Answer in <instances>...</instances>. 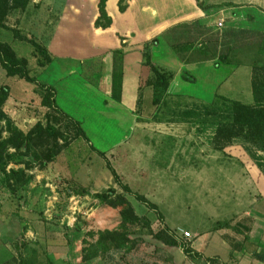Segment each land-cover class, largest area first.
<instances>
[{
  "label": "rangeland",
  "instance_id": "rangeland-1",
  "mask_svg": "<svg viewBox=\"0 0 264 264\" xmlns=\"http://www.w3.org/2000/svg\"><path fill=\"white\" fill-rule=\"evenodd\" d=\"M170 4L181 6L182 0H104L103 4L101 0H0V44H7L12 52L11 56L0 46V94L3 88L7 93L0 103V140L9 134L8 120L27 133L47 119L65 136L60 142H69L55 163L43 169L37 164L27 166V153L11 147L0 152V217H5L7 227L0 236V263L46 264L43 257L47 264H182L188 257L190 264H220L186 255L193 251L191 231L203 233L217 224L216 209L210 207L215 192L205 193L198 173L188 175L186 169H197L194 163L199 160L233 158L260 179L264 150L227 132L216 138L218 126L231 122L232 100L255 103L225 96L212 103L188 101L186 95L201 89L188 69L177 72L176 83L181 84L175 85L174 93L165 90L160 95L159 88L148 83L153 75L145 65L144 52L151 38L161 35L167 40H190L189 53L214 49L215 55L225 52L230 43L236 50L246 42L263 53L264 36L222 31V25L207 31L192 23L175 26L187 22L175 20L157 30L156 24L168 21ZM128 26L136 29V35L125 32ZM216 38L217 45L212 40ZM34 41L51 56L113 52L121 99L138 116L122 120L119 113L112 117L114 109L104 106L97 113H81L85 106L92 107L86 101L94 98L92 87L84 86L91 80H71L79 83L75 90L82 95L75 92V98L64 102L58 96V103L80 122L88 143L53 107L52 92L24 76L28 69L37 81L60 88L70 74L81 72L82 63L67 57L38 67L37 62L45 58ZM158 47L160 51L153 52L156 57L173 53L168 47L165 50L162 41ZM255 63L264 67V54L257 55ZM70 69L73 72L68 74ZM166 127L175 134L162 130ZM109 187L115 189L108 198L111 202L95 196ZM119 194L126 202L120 201ZM135 195L145 196L156 208L138 202ZM126 204L132 215L131 210L123 213ZM112 230L125 233L127 240L120 247L106 233ZM161 232L176 244L156 236ZM52 249H61L62 254L55 256Z\"/></svg>",
  "mask_w": 264,
  "mask_h": 264
},
{
  "label": "crops",
  "instance_id": "crops-1",
  "mask_svg": "<svg viewBox=\"0 0 264 264\" xmlns=\"http://www.w3.org/2000/svg\"><path fill=\"white\" fill-rule=\"evenodd\" d=\"M199 1L204 7H200L194 0H182L181 6L170 4L172 8L171 11H168V21H162L156 24L155 27H157V30H161L174 20L179 22L196 20L201 26L212 29L216 27L218 22H221L222 31L236 30L243 33H262L264 36V0ZM130 27L132 28L133 26ZM158 39V44L152 46L150 50L151 61L163 70L176 73H174L167 90L170 94L174 93L176 84H181V82L176 83L177 72L180 69H188L193 79L198 83L200 82L197 87L201 88L198 93L191 91L189 96L186 95L188 97L187 100L190 102L212 103L222 96L244 97L247 101L254 99L251 84L252 69L256 66V56L264 54V50L261 53L257 47H254L253 43L246 42L241 44L236 50L232 48L225 62H220L217 57H214L182 63L176 53L171 50L167 39L161 38V35H158ZM160 41H162L165 50L168 47L173 52L168 51L167 58L156 57L153 54L155 50H157L156 52L160 51V47H158ZM67 57L71 62L82 63L80 73L70 74L73 72L71 69L67 72L70 74L67 79L68 82H65L68 85H64L61 81L59 83L61 85L60 88H56L54 85L52 86L45 82L42 83L37 80L36 82L52 88L54 104L65 115L79 124L88 143L89 139L80 122L66 113L58 103L59 98L63 102L65 99L68 101L71 98H75L73 96L75 92L82 95L81 93L83 92L75 90L76 85L79 83L70 82L71 80H78L80 83L85 80H91L84 86L89 88L87 85L90 84L92 87L90 92L94 95V98L86 100L92 107L85 106V109L79 110L81 113L101 111V107L104 106L114 109L111 112V114H114L112 117L119 113L122 120L126 117L132 120L135 116H138L129 107L128 101L124 99L118 100L112 91V80L116 69V58L113 52L102 51L86 56L58 54L52 56L51 62L53 59ZM90 76H93V78ZM69 87L71 88L70 90ZM93 87L97 88L99 92H96L97 90L95 91ZM58 96L59 98L57 99ZM162 130L175 134L174 129L170 127ZM55 160L47 166L51 167L50 164H54ZM261 162L263 175L257 180L254 176L252 177L248 174L242 162L233 158L199 160L194 163L197 169H186L189 172L188 175L198 173L199 183L204 184L202 190L205 193L208 190L215 192L214 197L209 198L212 201L210 207L216 209V213H214L217 216L216 228L211 225L203 233L191 231L193 235L191 247L193 251L200 253L204 259H213L220 264H264V159ZM236 183L241 186H237ZM208 214L211 213L208 211ZM5 222V217H0V236L4 235L3 231L7 228ZM41 252L45 257V250ZM51 252L55 256L62 254L61 249H52ZM41 260L47 264L45 258L41 257ZM57 261L60 262L59 259ZM29 263L32 264L31 262ZM190 263L191 261L186 257L182 264Z\"/></svg>",
  "mask_w": 264,
  "mask_h": 264
},
{
  "label": "trees",
  "instance_id": "trees-1",
  "mask_svg": "<svg viewBox=\"0 0 264 264\" xmlns=\"http://www.w3.org/2000/svg\"><path fill=\"white\" fill-rule=\"evenodd\" d=\"M104 0H101V3L103 4ZM200 7H204V5L199 0H194ZM182 22V21H181ZM184 22V21H183ZM186 23H192L195 28H198L199 30H205L207 31L209 28L201 26L196 20L187 21L185 23H178L175 26H187ZM211 29V28H210ZM125 32L127 33H134L136 35V30L132 27L126 28ZM222 33L217 32L216 35H221ZM225 36V34H224ZM225 38V37H224ZM213 44L217 45V38L212 39ZM158 37L154 36L151 38V41L147 44L146 50L144 52L145 55V65H148V67L151 69L153 78L148 83L156 89L159 88L158 93L161 95L162 93L167 92L169 88L170 81L173 77V72L169 70H163L162 68H159L153 62L151 61V47L158 44ZM168 44L170 45L171 49L176 53L177 57L182 61V63H188L190 61L195 60H204V59H210L217 57V59L220 62H225L228 59V56L230 54L231 49L233 46L231 43L229 44L228 48L225 52H219L214 55L213 50L212 52H204V51H196V52H188V49L191 48L190 46V40H186L184 42L178 41V40H167ZM34 47L40 49L39 54L42 53L45 59H40L37 62L38 67H45L47 66L51 60L52 56L48 53L47 50L43 48L40 44L33 42ZM2 49H4L7 53L12 56V52H10V47L7 44H0ZM210 47V46H209ZM216 48V47H215ZM215 52V51H214ZM117 71L114 70L113 80H112V91L114 92V95L118 100H121V90L119 84V81L115 77ZM24 76L26 79L35 82L36 79L34 76H31L29 73V70L27 71L24 69ZM252 95H253V101L255 104H243L239 102L238 100H232V119L229 123H224L222 125H219L216 132V138H219L220 135H225L223 132H227L228 135L231 136H242L246 142H250L257 146L258 148L264 150V67H258L254 66L252 69ZM44 88L50 90L52 92V95H54L52 88L49 86H44L41 84ZM7 97L6 89L3 88L2 92L0 94V103L5 100ZM54 103V101H53ZM53 107H56L54 104ZM57 108V107H56ZM58 109V108H57ZM60 114L64 115L68 120L69 123L72 124V126L75 125L76 130L78 131L79 136H82L84 139H87L83 130L80 128L79 124L72 120L69 116L65 115L62 111H60ZM6 127L9 131V134L6 139L0 140V152L3 150L6 151L7 147H11L16 151H19L23 154H28L29 160L27 161V166L35 165L40 169L45 168L50 162L54 161L58 155V153L67 146L68 139L62 140L65 136L62 135V132L55 127V124H53L51 121L47 120L45 123L37 122L35 123L27 133H23L22 131L16 129L15 127H12V123L8 120L6 123ZM222 132V134H221ZM220 133V134H219ZM1 138V135H0ZM65 139V138H64ZM224 146H221V149ZM97 153L101 156H103L102 152L97 151ZM3 159V156L0 154V162ZM111 170V169H110ZM250 176L256 177L255 173L250 172ZM116 181L117 178L114 175ZM118 185H120L124 191H128L126 187L124 188L122 184H120L119 181H117ZM115 193V189L113 187L107 188L104 192H96L95 196L102 200V201H108V198L112 196ZM118 198H120L121 202H126L125 198L122 195H117ZM135 198L138 202L146 205L148 208H156V206L152 203H150L145 196L141 195H135ZM113 204V203H112ZM114 205V204H113ZM127 210L123 211V213H127L131 210L129 207V204H126ZM131 210V215L134 213ZM133 219H138V217L134 214ZM109 239L113 242L115 247H120L125 240H127L125 233L118 230H112V231H106ZM161 240L169 243V244H176V241L168 234H165L164 232H161L160 234L156 235ZM190 257H197L202 258L201 254L192 251L190 254H188ZM212 261V259H206V261Z\"/></svg>",
  "mask_w": 264,
  "mask_h": 264
},
{
  "label": "built area",
  "instance_id": "built-area-1",
  "mask_svg": "<svg viewBox=\"0 0 264 264\" xmlns=\"http://www.w3.org/2000/svg\"><path fill=\"white\" fill-rule=\"evenodd\" d=\"M217 25H218V26H221V25H222V23H221V22H218V23H217ZM183 234H184L185 236H189V233H188V232H186V231H185V232H183Z\"/></svg>",
  "mask_w": 264,
  "mask_h": 264
}]
</instances>
